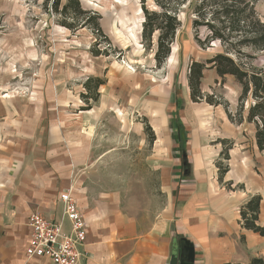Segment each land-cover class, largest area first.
Segmentation results:
<instances>
[{"label": "rangeland", "instance_id": "374dc122", "mask_svg": "<svg viewBox=\"0 0 264 264\" xmlns=\"http://www.w3.org/2000/svg\"><path fill=\"white\" fill-rule=\"evenodd\" d=\"M196 1L179 6L170 53L156 66V33L150 49L141 42V0H80L84 9L100 15L103 35L88 26L77 30L60 26L59 17L47 12L43 0H0V121L16 114L28 122L33 135L46 141L60 137L57 144L67 152L73 177L94 192L119 194L123 207L137 212L141 208L144 214L160 209L165 202L164 177L186 178L182 153L191 169L197 136L213 151L216 138L226 134V123L232 137L220 145L252 150V124L230 122L222 104L217 112L204 98H190V63L204 62L218 45L202 48L195 39L191 20ZM252 2L264 22V0ZM145 4L156 9L153 0ZM204 36L205 29H199L197 37ZM253 62L262 64L264 52ZM99 77L104 83L98 87L97 101L90 97L85 101L84 83ZM199 86L212 100H226L234 115L240 85L232 76L218 78L215 70L205 68ZM184 96L191 101L186 108L181 106ZM238 142L243 146L235 145ZM262 156L253 151L249 160L264 178ZM217 158L211 167L215 165L218 175L222 156ZM228 159L222 161L230 170L233 161L229 155Z\"/></svg>", "mask_w": 264, "mask_h": 264}, {"label": "crops", "instance_id": "0c3cea01", "mask_svg": "<svg viewBox=\"0 0 264 264\" xmlns=\"http://www.w3.org/2000/svg\"><path fill=\"white\" fill-rule=\"evenodd\" d=\"M190 103L184 96L181 106ZM183 108L178 110L181 117ZM215 109L221 112L220 105ZM15 115L0 121V264H53L47 256L26 258L31 231L27 218L37 210L52 221L61 220L58 195L65 190L75 198L85 219V240L78 246L84 254L78 264H168L181 237L193 244V264L247 263L252 257L264 258V237L243 228L240 221L242 204L259 194L257 222L264 224V178L254 172L249 160L253 151L260 152L254 137L251 152L228 149L233 168L227 169L220 182L211 164L223 147L218 141L212 151L197 136L189 174L178 179L164 177L165 202L160 209L144 214L141 208L137 212L123 207L119 194L97 193L84 186L73 177L67 152L57 144L61 138L49 136L46 141L44 136H35L28 130V122ZM223 130L226 134L216 140L231 139L232 130L226 123ZM235 145L243 146L240 142ZM260 153L264 165V153ZM62 226L63 232L70 231L67 220L63 219Z\"/></svg>", "mask_w": 264, "mask_h": 264}, {"label": "trees", "instance_id": "16d2710c", "mask_svg": "<svg viewBox=\"0 0 264 264\" xmlns=\"http://www.w3.org/2000/svg\"><path fill=\"white\" fill-rule=\"evenodd\" d=\"M145 2L146 0H141L143 12L141 42L145 48L150 49L153 45L152 36L156 33L153 57L156 66H159L168 57L179 27L178 8L187 0H153L156 9H148ZM43 4L47 12L59 17L57 23L60 26L71 30L88 26L95 34L103 35L99 25L100 15L84 9L80 0H43ZM193 10L194 17L191 25L199 45L202 48L211 46L213 42H217L218 45L213 56L204 62L190 63L188 68L190 98L192 101L204 98L209 104L224 105L226 115L232 123L240 124L245 121L253 124L255 144L258 150L264 153V62L260 65H255L253 62L260 52H264V22L258 17L252 0H197ZM201 28L205 29L202 40L197 37V31ZM205 68L215 70L218 78L230 75L240 85L234 115L227 110L226 100H212L211 95L201 93L199 85ZM91 81L94 84L90 88ZM103 83L100 77L87 79L84 86L88 92L82 95L85 101H88V97L94 102L97 101L98 87ZM145 131H150L151 140L154 139L153 132L147 124ZM224 141V139L219 140L223 145ZM229 148V146H223L220 152L222 160L228 159ZM181 150H184V147L181 146ZM222 160L217 162L220 182L227 171ZM225 184L226 187L230 186V182ZM260 200L261 196L254 194L242 204L240 221L243 228L264 237V224L257 222ZM235 264H264V258L256 256L247 263Z\"/></svg>", "mask_w": 264, "mask_h": 264}, {"label": "built area", "instance_id": "2783aa9c", "mask_svg": "<svg viewBox=\"0 0 264 264\" xmlns=\"http://www.w3.org/2000/svg\"><path fill=\"white\" fill-rule=\"evenodd\" d=\"M58 196L63 211L62 219L58 222L37 210L29 213L27 226L31 231L25 256H47L53 264H78L84 254L78 246L85 240V219L68 190L60 192ZM63 219L69 222L68 233L63 232Z\"/></svg>", "mask_w": 264, "mask_h": 264}, {"label": "water", "instance_id": "95a60500", "mask_svg": "<svg viewBox=\"0 0 264 264\" xmlns=\"http://www.w3.org/2000/svg\"><path fill=\"white\" fill-rule=\"evenodd\" d=\"M181 162L183 166V174L186 175L189 172V162L186 158V152L182 153ZM179 247V253H177L176 248L170 256L168 264H193L195 258L193 244L188 239L181 237Z\"/></svg>", "mask_w": 264, "mask_h": 264}, {"label": "flooded vegetation", "instance_id": "af4514ba", "mask_svg": "<svg viewBox=\"0 0 264 264\" xmlns=\"http://www.w3.org/2000/svg\"><path fill=\"white\" fill-rule=\"evenodd\" d=\"M179 248H180V247L177 248V253H179V252H178V251H179Z\"/></svg>", "mask_w": 264, "mask_h": 264}]
</instances>
